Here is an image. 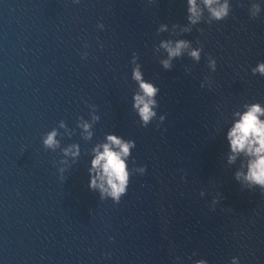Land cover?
<instances>
[{
	"label": "water",
	"instance_id": "1",
	"mask_svg": "<svg viewBox=\"0 0 264 264\" xmlns=\"http://www.w3.org/2000/svg\"><path fill=\"white\" fill-rule=\"evenodd\" d=\"M248 6L235 0L229 19L181 37L217 60L210 73L205 56L164 71L153 54L169 38L156 35L159 24L186 23L184 0H0V264H264V195L236 183L214 133L221 113L264 103V78L250 72L264 61V14L251 20ZM133 53L160 88L159 129L140 127L131 111ZM206 76L212 90L200 87ZM88 105L100 122L91 143L78 131L62 140L82 155L61 181L59 152L41 136L61 120L75 128L89 119ZM107 133L135 140L136 166L147 168L118 205L87 187L83 153Z\"/></svg>",
	"mask_w": 264,
	"mask_h": 264
},
{
	"label": "clouds",
	"instance_id": "2",
	"mask_svg": "<svg viewBox=\"0 0 264 264\" xmlns=\"http://www.w3.org/2000/svg\"><path fill=\"white\" fill-rule=\"evenodd\" d=\"M234 2L235 0H184L186 23L172 24L171 27L161 23L156 29L157 36L164 33H168L169 36L167 39H160L153 47V54L158 57L161 68L164 71H171L174 61L184 57L194 64H199L202 56H205L209 72L215 73L217 60L211 55H206L198 41L194 46L192 41L181 37L190 34L194 28L203 34V29L198 27L201 24L210 26L229 19ZM72 3L78 5L81 0H72ZM146 3L153 5L156 0H146ZM247 11L249 19L259 18L264 14V0H249ZM96 27L100 31L104 30L102 23H98ZM84 47L87 48V45ZM87 58L88 53L85 51L81 59ZM130 65V79L135 84L131 96V111L135 114L140 127L148 128L155 122L156 128L159 129L166 120V116L158 112L160 103L157 98L160 88L152 80L145 78L143 66L136 53L132 54ZM250 72L252 76L264 78V61L251 67ZM190 74L191 68L185 67V75ZM213 84L211 77L206 76L200 87L212 90ZM88 108L90 118L77 117L75 128H69L65 121L61 120L57 127L41 136V143L46 151L59 152L61 158L54 162L53 167L57 169L61 181L65 179V173L80 161L82 155L79 143L62 145V140L65 137L71 140L77 135V131L84 142L91 143L95 136L94 127L100 122L101 117L97 114L98 109L95 105H88ZM221 118L224 120L223 126L215 128L214 133L223 134L226 144L224 160L229 168H235L233 179L242 190H259L264 195V103L255 101L243 103L226 119L221 113ZM135 149V140L107 133L102 140L95 142L90 150L84 152L83 154L88 157L86 171L89 191L97 193L101 201L110 200L118 205L127 194L133 175L144 176L147 172L146 166H136L133 158ZM205 196L206 193L201 191L200 197ZM222 198L219 192L213 197L212 210H215ZM192 255L196 256V253ZM175 264H183L180 257H176ZM192 264H208V261L196 259ZM229 264H241V258L233 256Z\"/></svg>",
	"mask_w": 264,
	"mask_h": 264
}]
</instances>
